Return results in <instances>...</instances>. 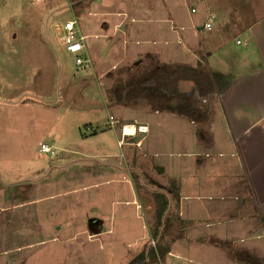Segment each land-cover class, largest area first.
<instances>
[{"label": "crops", "instance_id": "0c3cea01", "mask_svg": "<svg viewBox=\"0 0 264 264\" xmlns=\"http://www.w3.org/2000/svg\"><path fill=\"white\" fill-rule=\"evenodd\" d=\"M5 1L0 0V10L5 9L2 7L6 3L16 9L12 0ZM113 3L110 14L99 16L104 19L99 25L106 27L105 20H109L110 35L123 36L124 43L133 45L130 47L133 53L156 54L160 58L157 64L176 63L178 75L174 73L173 85L174 95L179 96L174 106L151 107L152 113L158 115L156 121L144 119L134 123L133 134L115 137L116 147L124 146L126 152L95 149L91 155L83 156L87 149L63 147L67 159L60 158V162L50 164L53 168L94 157L96 165L112 157L113 174L97 171V167L90 170L86 165L79 166L82 171L74 170L76 173L70 172L68 176L60 173V177L70 178L82 172H99L102 177L70 182L49 192L41 190L31 199L0 205L5 210L55 201L60 196H66L67 200L70 194L97 189L103 184L122 183V188L125 184L129 191L126 196L118 193L101 201L103 208L98 202L100 209L90 207L91 212L86 211V206L80 207L82 201L77 198L74 209L63 207L57 213L55 201L54 207L50 205L46 222L47 229L51 227L56 232L50 231L46 236L56 241L59 249L46 245L39 252L35 248H40L46 238L34 235L21 245L14 244L15 248L31 245L36 253L34 259L25 257L17 264H25V260L43 264V258L38 260L39 253L49 254L47 264H53L54 259L62 260L61 264H84L79 256L80 242L96 241L100 247L106 241L102 235L108 233L112 237L118 228H132L126 232L130 236L126 240L132 239L126 241V246L142 235L143 232L137 235L132 226L120 221L128 215L138 218L141 207L128 161L132 167L136 163L149 165L152 175L157 177L153 180L157 187L152 199L158 232L153 229L151 236L156 233L155 238L163 241L164 246L157 253L160 257L163 253L164 264H216L204 255L231 254L236 250L252 252L255 258L264 257V248L245 244V240L264 236V0H113ZM24 17L30 20L33 14L29 12ZM88 34L85 32V37ZM189 67L198 70V78L201 74L204 80H211V85L204 86L199 80L202 87L199 90L189 74L186 75ZM162 96L161 100L167 99L166 92ZM139 124L145 128L138 130ZM195 127L201 131L200 135ZM134 134L135 140H126ZM119 153L123 158L117 157ZM123 159L125 166L119 169L116 165L123 164ZM119 204L133 207L125 213L123 205L117 207ZM148 204L143 208L144 213L150 207ZM63 213L67 217L63 216L65 220L61 223ZM114 217L119 221L115 222ZM69 220L74 222L71 232L59 235L57 231ZM102 220L108 221L104 228ZM37 227L41 224H36ZM200 239H204L202 244L196 242ZM213 239L220 240V244L212 242ZM6 250L2 248L0 253ZM70 253L75 259H69ZM231 256L232 264H250L237 255Z\"/></svg>", "mask_w": 264, "mask_h": 264}, {"label": "rangeland", "instance_id": "374dc122", "mask_svg": "<svg viewBox=\"0 0 264 264\" xmlns=\"http://www.w3.org/2000/svg\"><path fill=\"white\" fill-rule=\"evenodd\" d=\"M12 1L16 5L15 10L7 3L2 7L5 9L0 10V205L31 199L41 190L49 192L70 185V182L102 177L99 172H82L81 175L70 176L71 179L66 177L70 172L82 171L79 166L86 165L90 170L97 167V171L104 170L113 174L112 166L115 167V163L112 157L102 162L103 164L96 165L94 157H81L83 159L53 168L50 164L66 158L63 147L87 149L83 156L91 155L89 153L95 149L113 150L117 153L123 150L124 146L117 148L115 144V137L121 134L119 128L123 123L132 122L125 128L127 132H132L135 129L133 123H141L144 119L156 121L155 117L158 119L151 107L175 105L173 77L178 69L173 62L157 64L160 58L156 54L146 51L131 52L130 47L133 45L124 43L123 36L110 35L109 20H105L106 27L99 25L104 20L99 16L110 14L111 7L115 5L113 0ZM29 12L33 17L27 20L24 14ZM65 18H74L80 33H89L88 37L84 35L83 38L82 53L88 58L86 66L76 67L72 53L66 51L54 35V24ZM97 34L100 35L95 37ZM136 60L137 63L133 64ZM200 75L199 80L203 81L204 86H210L211 80L206 81ZM164 91L167 99L161 100ZM195 129L197 135H200L201 131L196 127ZM136 137L134 134L126 140L131 142ZM40 142L52 144L55 153L52 155L39 151ZM72 155L78 157L77 154ZM117 157L123 158L122 153ZM116 166L124 168L125 159L123 164ZM128 167L139 194L141 207L138 218L141 221L129 215L120 221L132 226L137 235L143 234L127 246L126 241L130 242L132 239L126 240L130 237L126 232L132 228H118L114 230L112 237L108 233L103 234L106 241L103 240L100 247L96 241L80 242L79 256L84 264H124L140 250L146 253V264H164L163 253L161 257L157 253L159 248H163V241L155 238L156 233L151 236L153 229L158 232L152 199L157 187L153 180L157 177L152 175L147 164L136 163L132 167L128 161ZM60 173H65V178H61ZM98 187L86 189L76 195L70 194L67 200L64 199L66 196L57 197L56 206L53 199L23 207L0 209V250L7 249L0 253V264H17L25 257L34 259L35 249H40L41 252L46 245L56 251L59 249V244L46 236L54 230L51 227L50 230L47 229L46 216L50 205L55 206L59 213L63 207L74 209L75 200L80 198V207L86 206V211L91 212L90 207L100 209L99 205H102L103 208L102 202L109 200L114 194L126 196L129 193L125 184L122 188V183ZM98 202L101 204L97 205ZM146 204L150 207L144 213ZM120 205H123L125 213L133 207L132 204H119L117 207ZM63 216L67 217L63 213L60 216L61 223L65 220ZM114 221L119 219L115 218ZM106 222L108 221L102 220L103 228ZM73 223L69 220L57 233L60 235L71 232ZM36 224H41V227L35 228ZM34 235L46 238L40 248L33 249L30 248L31 245L14 247V244L21 245ZM81 237H84L83 233ZM108 240L110 242L107 243ZM203 240L196 242L202 244ZM245 241L247 245L249 243L264 248V236ZM212 242L220 244V240L213 239ZM231 254L244 258L250 264L264 262V257L255 258L254 253L248 251L236 250V253ZM231 254L227 252L204 256L206 260L216 264H232ZM46 255L49 256L48 253L38 254V260L43 258V264H47ZM71 258L75 259L72 253L69 254V259ZM61 261L54 259L52 263L61 264ZM25 264H30L29 260H25Z\"/></svg>", "mask_w": 264, "mask_h": 264}, {"label": "built area", "instance_id": "2783aa9c", "mask_svg": "<svg viewBox=\"0 0 264 264\" xmlns=\"http://www.w3.org/2000/svg\"><path fill=\"white\" fill-rule=\"evenodd\" d=\"M204 22L205 25H209V22ZM54 30V35L58 40V43L62 44L66 51L72 53L73 62L76 67L86 66L88 58L82 53L84 47V34L79 32L78 27L75 25V20L72 18H65L61 22L54 24ZM235 40L239 41L238 38H235ZM143 128H145V126L141 124L137 126L138 130H143ZM38 150L48 154H52L54 152L53 146L46 142H40Z\"/></svg>", "mask_w": 264, "mask_h": 264}, {"label": "trees", "instance_id": "16d2710c", "mask_svg": "<svg viewBox=\"0 0 264 264\" xmlns=\"http://www.w3.org/2000/svg\"><path fill=\"white\" fill-rule=\"evenodd\" d=\"M184 65V64H182ZM187 74H189V77L194 80L195 84H197L198 86V89L201 90V84H200V81H199V78L196 74L197 72V69L195 67H189L187 68ZM179 96V94L177 95ZM177 96H174V98H178ZM179 104V103H178ZM177 105V104H176ZM171 106H173V104H171ZM83 134V133H82ZM147 262V259H146V253L144 251H139L137 252L133 257H131L126 263L124 264H146Z\"/></svg>", "mask_w": 264, "mask_h": 264}, {"label": "bare ground", "instance_id": "6f19581e", "mask_svg": "<svg viewBox=\"0 0 264 264\" xmlns=\"http://www.w3.org/2000/svg\"><path fill=\"white\" fill-rule=\"evenodd\" d=\"M128 124H130V123H123V124L121 125V127H120V132H121V136H122V137H124L126 134H133L134 131H135V129H136V125L133 123V125L135 126V129H134L132 132H127V131L125 130V128H126V126H128ZM121 141H122V139H121Z\"/></svg>", "mask_w": 264, "mask_h": 264}]
</instances>
